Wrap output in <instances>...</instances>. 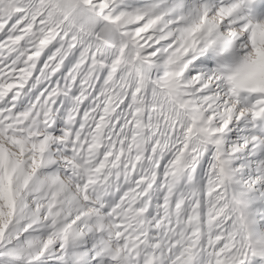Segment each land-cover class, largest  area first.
Segmentation results:
<instances>
[{
    "label": "snow or ice",
    "instance_id": "6c2138e0",
    "mask_svg": "<svg viewBox=\"0 0 264 264\" xmlns=\"http://www.w3.org/2000/svg\"><path fill=\"white\" fill-rule=\"evenodd\" d=\"M0 264H264V0H0Z\"/></svg>",
    "mask_w": 264,
    "mask_h": 264
}]
</instances>
